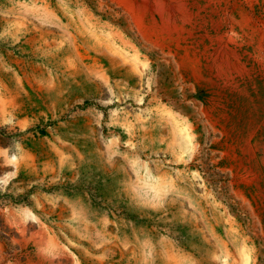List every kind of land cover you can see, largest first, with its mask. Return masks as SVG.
<instances>
[{
  "label": "rangeland",
  "instance_id": "1",
  "mask_svg": "<svg viewBox=\"0 0 264 264\" xmlns=\"http://www.w3.org/2000/svg\"><path fill=\"white\" fill-rule=\"evenodd\" d=\"M0 264H264V0H0Z\"/></svg>",
  "mask_w": 264,
  "mask_h": 264
}]
</instances>
